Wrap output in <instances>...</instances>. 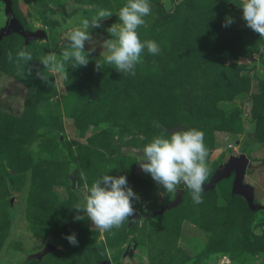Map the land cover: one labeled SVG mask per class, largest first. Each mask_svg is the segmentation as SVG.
<instances>
[{
	"label": "rangeland",
	"instance_id": "obj_1",
	"mask_svg": "<svg viewBox=\"0 0 264 264\" xmlns=\"http://www.w3.org/2000/svg\"><path fill=\"white\" fill-rule=\"evenodd\" d=\"M10 1L19 23L46 37L26 46L18 34L0 40V264H264V38L246 26L239 0H149L137 31L161 52L145 49L134 76L103 63L101 47L126 0ZM97 8L113 14L89 30L87 66L44 69L39 59H59L64 33ZM3 10L0 0V27ZM20 49L33 60L18 70ZM172 126L204 133L209 175L200 204L179 185L180 202L169 206L175 192L139 166L143 146ZM243 158L242 181L258 209L232 188ZM104 174L126 176L139 197L133 217L110 231L74 219L85 186ZM46 244L54 249L31 256Z\"/></svg>",
	"mask_w": 264,
	"mask_h": 264
},
{
	"label": "clouds",
	"instance_id": "obj_2",
	"mask_svg": "<svg viewBox=\"0 0 264 264\" xmlns=\"http://www.w3.org/2000/svg\"><path fill=\"white\" fill-rule=\"evenodd\" d=\"M236 4L242 9V19L246 26L258 33L260 38H264V0H239ZM150 13L149 0H126L116 13L119 23H113L106 29L110 38L101 43L103 63L114 67L119 73L134 76L136 66L142 63L145 49L151 55L161 52L156 41H142L137 31L145 24L144 18ZM112 14L108 9L97 8L95 16L82 20V27H73L64 33L62 40L65 46L60 58L49 54L39 59L44 69L51 73H67L69 66L73 69L86 67L95 51L94 46L85 51L86 42L91 44L93 41L89 30L102 27V21ZM233 22L232 17H226L223 26L228 27ZM259 51L264 53V47ZM8 60L13 61L11 51L8 53ZM32 60V53L27 49L17 51L15 63L18 70L22 68V62L23 65H29ZM101 68L102 63L96 60V70ZM31 71L28 68V74ZM36 76L43 81L48 79L44 71L39 69L36 70ZM153 126L162 127L158 121H154ZM142 152L143 156L138 160L140 168L150 174L166 192H176L178 186L183 185L190 190L194 203L203 202L202 192L209 175L206 163L209 153L201 130L177 128L168 136H154L143 146ZM85 188L82 202L73 206L77 210L75 220L87 218L95 229L110 231L120 228L126 220L133 217V200H138L139 197L128 185L126 176L104 174ZM65 239L73 246L78 245L75 234L67 235Z\"/></svg>",
	"mask_w": 264,
	"mask_h": 264
},
{
	"label": "water",
	"instance_id": "obj_3",
	"mask_svg": "<svg viewBox=\"0 0 264 264\" xmlns=\"http://www.w3.org/2000/svg\"><path fill=\"white\" fill-rule=\"evenodd\" d=\"M3 13L5 15V24L4 26L0 27V40L6 36H9L11 34H18L22 38V46H26L31 41L36 39H41L46 37V33L44 29H36V30H28L24 28L17 18L14 16L11 8V1L10 0H4V10ZM0 67H1V60H0ZM177 128H181L180 126H172L169 128V131L175 130ZM246 161L243 158L242 160L238 161L234 164V178L232 182V188L234 191L241 193L244 198L246 205L250 209H258L261 207L259 204L252 202V191L251 186L242 181V175H243V167L245 165ZM180 189H177L175 192V200L172 203H169V206H174L180 202ZM139 213V212H137ZM136 213V214H137ZM54 246L52 244H46L42 247L41 250L38 252H35L31 254L32 257L39 259L43 254L46 252H49L50 250H53ZM128 246L125 251H127ZM264 261V257H263Z\"/></svg>",
	"mask_w": 264,
	"mask_h": 264
},
{
	"label": "trees",
	"instance_id": "obj_4",
	"mask_svg": "<svg viewBox=\"0 0 264 264\" xmlns=\"http://www.w3.org/2000/svg\"><path fill=\"white\" fill-rule=\"evenodd\" d=\"M68 78H70V77H68ZM64 83H65V84H64ZM63 84H64L65 89H66L67 92H68V89L71 90V91H75V90H73L74 88H71V86L68 85V83L64 82V79H63ZM68 87H69V88H68ZM72 87H74V86H72ZM67 92H66V93H67ZM74 95L78 96V94H77L76 91H75ZM102 264H110V263L107 262V261H102Z\"/></svg>",
	"mask_w": 264,
	"mask_h": 264
}]
</instances>
